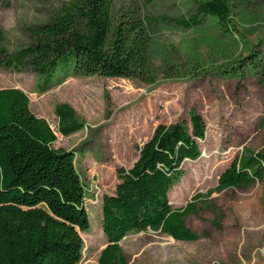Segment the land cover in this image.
Masks as SVG:
<instances>
[{
	"label": "rangeland",
	"instance_id": "rangeland-1",
	"mask_svg": "<svg viewBox=\"0 0 264 264\" xmlns=\"http://www.w3.org/2000/svg\"><path fill=\"white\" fill-rule=\"evenodd\" d=\"M71 0H6L0 23L6 46L17 52L30 43L28 27L43 25ZM198 0H115L114 18L125 13L154 19L151 61L154 84L136 79H106L58 70L47 92L31 68L0 70V89L18 88L57 136L56 149L72 151L85 188L91 226L82 233L80 264H99L107 245L102 203L114 195L117 170L131 168L139 149L160 125H190L191 113L207 126L202 155L183 164L185 175L173 188L174 208L190 203L197 212L186 219L200 240L178 242L161 232L129 234L121 242L128 264H264V181L244 189L216 192L221 174L246 153L264 148V0L256 5L228 0L231 32L212 17L186 30ZM259 54L258 65L253 55ZM69 105L84 127L64 137L56 108ZM213 192V194H212ZM202 195L201 201L195 197ZM215 222H218L216 224Z\"/></svg>",
	"mask_w": 264,
	"mask_h": 264
},
{
	"label": "trees",
	"instance_id": "trees-1",
	"mask_svg": "<svg viewBox=\"0 0 264 264\" xmlns=\"http://www.w3.org/2000/svg\"><path fill=\"white\" fill-rule=\"evenodd\" d=\"M240 1L247 9L256 5L257 15L261 14L263 0ZM5 3L0 0V10ZM196 3L195 15L176 20L179 26L194 29L212 17L226 32L232 31L228 0ZM114 8L115 0L65 2L47 23L27 28L30 43L17 52L7 48L0 23V70L31 68L42 79L44 92L58 70L154 84V19L125 13L115 20ZM253 57L259 67V54ZM257 74L264 83L262 70ZM56 115L64 137L84 127L69 105L58 106ZM190 119V125H160L139 149L134 165L117 170L115 194L103 197L107 245L99 264H128L120 244L132 233L161 232L186 243L200 240L186 224L197 205L174 208L170 198L185 175L183 164L202 155L206 122L197 113H191ZM56 142L55 132L33 113L25 92L0 89V264H80L83 259L82 233L91 226L86 188L76 169L75 153L56 149ZM263 181L264 148L235 159L221 174L216 192L250 188Z\"/></svg>",
	"mask_w": 264,
	"mask_h": 264
}]
</instances>
